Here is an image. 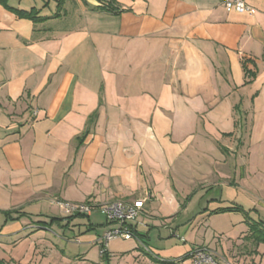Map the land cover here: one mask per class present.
<instances>
[{
  "label": "crops",
  "instance_id": "1",
  "mask_svg": "<svg viewBox=\"0 0 264 264\" xmlns=\"http://www.w3.org/2000/svg\"><path fill=\"white\" fill-rule=\"evenodd\" d=\"M5 1L41 19L0 0V264H101L121 239L135 244L116 248L128 264H191L186 237L156 248L140 228L196 203L197 231L216 210L243 211L218 206L233 192L264 190V0H246L252 12L222 0ZM135 199L136 238L110 240L103 256L116 224L98 207ZM58 200L94 209L68 215ZM253 220L242 236L255 244ZM220 242L196 245L226 253Z\"/></svg>",
  "mask_w": 264,
  "mask_h": 264
},
{
  "label": "rangeland",
  "instance_id": "2",
  "mask_svg": "<svg viewBox=\"0 0 264 264\" xmlns=\"http://www.w3.org/2000/svg\"><path fill=\"white\" fill-rule=\"evenodd\" d=\"M24 4H26V2ZM233 191L235 190L233 189ZM247 191V195L242 192L238 195V197L233 192L229 195L230 198L228 199L231 201L218 205L228 206L231 204H240L244 208L243 211L233 210L220 212L218 215H213V220L210 219L211 217H208L210 222L212 220L211 224H214L216 227L208 225L209 221L207 220L205 225H203L200 230L196 231L194 228L203 222L205 217L200 215L203 213V211H201L203 207H199L196 203H192L189 207V212L177 217V219L172 223H166L159 219L158 222H156L157 226L151 229H149V227H141L140 229L142 232L145 235L148 234V237L144 236L143 242L145 241V243L153 247L161 248L163 247L164 242L167 243L164 246H169L170 244L180 245L181 243L178 239L180 237H186L188 239V243L195 245L196 248V244H208L215 236V238L220 239L223 250L226 252L224 253L221 247L220 251L222 252L216 250L223 258L228 259V255L236 262H240L241 259H244L248 260L250 264H264V241H259L258 243L253 244L251 241H248L246 235L242 236V232H245V228L247 227V224L244 222L246 216L255 220L261 219L264 222V190L260 191V193H255L257 191L256 189H247ZM216 192L217 191H215V193ZM236 197L238 198V201H235L237 203L232 201L233 198ZM202 206H207V203ZM209 208H214V205H210ZM93 219L95 220V216ZM86 220V218H82L80 221L84 223L87 222ZM96 220L105 222V218L101 215L96 216ZM175 227L178 229L177 235H172V229ZM133 238L135 239L136 237ZM134 246L135 244L132 241H122V239L115 240L112 248L110 247L112 250H115L111 252L112 258L104 260L101 264H128L129 261L133 262L131 253H129L130 256H127L126 254L125 257L120 259V253H117L116 248L126 247L124 250H128L132 249ZM253 248L255 249L254 253L251 251ZM132 251H134V249H132ZM251 256L254 258H250Z\"/></svg>",
  "mask_w": 264,
  "mask_h": 264
},
{
  "label": "built area",
  "instance_id": "3",
  "mask_svg": "<svg viewBox=\"0 0 264 264\" xmlns=\"http://www.w3.org/2000/svg\"><path fill=\"white\" fill-rule=\"evenodd\" d=\"M222 3L229 9L239 12H252L253 8L246 0H222ZM144 199H135L130 202L115 201L100 205L99 210L105 214L107 219L116 224L100 238V253L104 254L108 248V242L116 238L131 239L135 237L136 222L143 211ZM60 209L68 214H89L94 207L90 203H74L65 200H58ZM191 264H233L230 260L223 258L214 249L206 246L193 248L188 253Z\"/></svg>",
  "mask_w": 264,
  "mask_h": 264
},
{
  "label": "trees",
  "instance_id": "4",
  "mask_svg": "<svg viewBox=\"0 0 264 264\" xmlns=\"http://www.w3.org/2000/svg\"><path fill=\"white\" fill-rule=\"evenodd\" d=\"M3 3L10 9H14V11L23 17H28L31 19H34L35 21L40 20L41 18L38 16V12L37 10L33 9V10H24V9H15L11 6H9L5 0H2ZM64 0H58L59 4H62ZM114 1V0H113ZM109 11H114V8L111 7L108 9ZM233 210H240L239 207H234V206H230V207H225V208H221L219 210H216L215 212H220V211H233ZM75 215H80V214H75ZM251 226H250V230H251V235H249V238L253 239L254 242L258 243L259 241H264V222L262 221H256L253 220L251 222ZM135 235H137L136 230H135ZM107 250L105 251V253L103 254L106 255Z\"/></svg>",
  "mask_w": 264,
  "mask_h": 264
}]
</instances>
